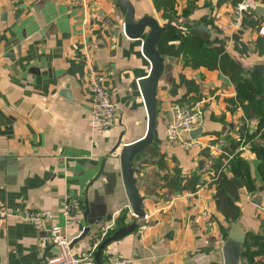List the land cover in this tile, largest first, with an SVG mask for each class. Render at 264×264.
<instances>
[{"label":"crops","instance_id":"0c3cea01","mask_svg":"<svg viewBox=\"0 0 264 264\" xmlns=\"http://www.w3.org/2000/svg\"><path fill=\"white\" fill-rule=\"evenodd\" d=\"M237 1L175 0L170 9L158 11L156 0H130L137 19L151 16L162 26L181 23L185 40L192 29L207 28V40L197 38L242 66L257 91V110L246 106L247 112L238 103L236 88L220 70L190 67L183 37L165 32L158 46L167 62L157 97L161 157L146 153L135 163L145 212L152 209L154 217L147 228L109 245L103 264L109 256L122 264H224L228 228L239 224L247 237L264 234V181L252 149L260 139H249L259 126L257 112H264V16L247 15L243 35H231L228 15ZM125 14L115 0H0V211H50L46 228H64L78 257L91 253L114 226L112 236L118 221L127 226L134 220L119 157L124 146L147 134L138 82L149 75L151 64L143 55V40L125 36ZM163 14L173 19L165 21ZM90 66L105 76L119 108L113 129L103 135L94 134L89 121L92 103L85 82ZM196 104L205 113L198 136L204 146L186 152L167 142L166 128L173 106ZM253 113L255 118L248 119ZM240 141L245 142L242 152ZM231 155L249 162L255 182L250 192L243 179H236L241 216L233 225L217 210L215 184L205 190L199 185L198 195L187 189L193 175L207 182ZM66 197L83 205L79 222L69 227L61 207ZM45 236V230L14 216L0 218V264H46L57 250L41 244ZM239 264H248L244 254ZM253 264H264V257Z\"/></svg>","mask_w":264,"mask_h":264},{"label":"built area","instance_id":"2783aa9c","mask_svg":"<svg viewBox=\"0 0 264 264\" xmlns=\"http://www.w3.org/2000/svg\"><path fill=\"white\" fill-rule=\"evenodd\" d=\"M257 0H238L234 4L233 9L229 12L231 35L237 34L244 28V19L247 15L255 12ZM264 34V31H261ZM85 91L92 103V111L90 114V126L94 134L103 135L110 132L115 124L119 108L113 104L111 94L105 86V76L99 73L94 67L88 68V73L85 82ZM205 121V113L202 104L194 106L175 105L172 108V120L166 128V140L168 143H174L179 148L186 152H191L194 149L203 147V142L197 136L191 138V134L200 128H203ZM241 142L239 152L245 150L244 141ZM235 155L228 157L221 165V169H226ZM216 177L213 176L207 182H203L202 188L205 190L211 187L216 182ZM199 192L196 194L198 195ZM62 214L66 221V226L75 225L79 222V217L83 214V205L80 200L66 197L61 203ZM133 215V213H132ZM16 217L26 224L34 226L37 230H45L46 236L41 239V244L46 248L52 246L56 248L57 254L48 257L46 264H97L94 259V253L101 242L108 237L107 230L101 241H96L91 253L84 257H78L73 253L72 243L69 241L66 230L62 227H52L47 229L46 222L52 219L53 214L47 210H25L21 213H13L8 211H0V218ZM134 217V215H133ZM154 217L151 210L145 212V216L138 220L141 228H147ZM123 261L117 256H109L105 264H122Z\"/></svg>","mask_w":264,"mask_h":264},{"label":"water","instance_id":"95a60500","mask_svg":"<svg viewBox=\"0 0 264 264\" xmlns=\"http://www.w3.org/2000/svg\"><path fill=\"white\" fill-rule=\"evenodd\" d=\"M126 11L124 18V33L131 40H143L142 52L144 57L150 62L151 68L149 75L139 80L138 85L143 96L147 114H148V131L144 138L122 148L120 153L121 176L126 196L128 198L130 209L137 219L145 216L144 202L146 198L141 195L139 190L138 176L141 171L136 168V161L153 145H160L161 140L158 134V87L162 80L167 62L159 52L158 46L165 32L174 30L179 36L185 39L181 33L183 25L179 22L172 21L165 25H161L157 19L151 16H144L140 19L136 17V10L130 0H115ZM255 13L264 16V4L257 1ZM247 27L235 34V37L243 35ZM192 36L206 39L209 32L207 28L200 27L190 31ZM207 40V39H206ZM262 70V68H258ZM203 129L193 132L191 138L202 135ZM200 169H204L205 161H201ZM255 204H258L257 202ZM134 219L132 224L123 226L118 221L117 230L112 236L104 239L95 252V261L97 264H103L101 257L104 250L114 242H117L126 236L132 234L140 226L138 220ZM228 239L225 242L222 251L224 264H239L244 254V244L246 242L247 232L239 224H235L227 229Z\"/></svg>","mask_w":264,"mask_h":264},{"label":"trees","instance_id":"16d2710c","mask_svg":"<svg viewBox=\"0 0 264 264\" xmlns=\"http://www.w3.org/2000/svg\"><path fill=\"white\" fill-rule=\"evenodd\" d=\"M174 2L175 0H156V8L158 11H165L169 7H173ZM163 17L165 21H171L173 19V16L170 14H163ZM183 40L185 41L184 57L190 67L193 69L207 68L211 71L220 70L225 76L231 79L236 88L238 103L241 106L245 105V109L246 106H250L252 109L255 108L254 101L257 91L253 83L246 80L244 77V69L237 61L232 59L220 48H209L197 37L192 36ZM255 109L257 110V107ZM257 114L260 117L259 126L254 134L249 135V139L252 140L255 137L260 139L257 144L252 145V149L259 161L258 172L260 178L264 181V131H262L264 129V112L262 114L257 112ZM255 116L256 113L250 116L248 115V119L255 118ZM158 149L157 145H153L144 154L147 153L153 158H160L161 154ZM222 164L216 165L214 171V176L217 178L215 182V203L217 210L224 216L227 223L233 225L241 216V210L238 205L240 191L235 183L236 179H243L250 192L255 190V182L249 162L240 158V156L234 157L229 166L224 170L221 169ZM203 182L202 177L195 174L188 181L187 189L192 194H196L198 186L203 184ZM178 185L179 176L177 175L173 179V186L176 187ZM175 190V192L179 191L177 189ZM221 230L224 232L225 228L221 227ZM258 257H264V234L255 235L250 233L245 242L244 258L248 264H253Z\"/></svg>","mask_w":264,"mask_h":264},{"label":"rangeland","instance_id":"374dc122","mask_svg":"<svg viewBox=\"0 0 264 264\" xmlns=\"http://www.w3.org/2000/svg\"><path fill=\"white\" fill-rule=\"evenodd\" d=\"M245 197V196H244Z\"/></svg>","mask_w":264,"mask_h":264}]
</instances>
